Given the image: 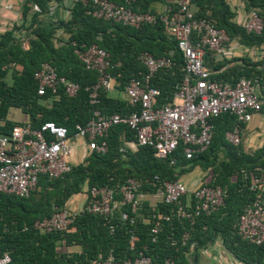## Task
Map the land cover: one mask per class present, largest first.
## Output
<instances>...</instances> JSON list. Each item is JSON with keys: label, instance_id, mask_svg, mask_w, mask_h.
<instances>
[{"label": "trees", "instance_id": "trees-1", "mask_svg": "<svg viewBox=\"0 0 264 264\" xmlns=\"http://www.w3.org/2000/svg\"><path fill=\"white\" fill-rule=\"evenodd\" d=\"M60 0H25L22 20L0 33V134H10L19 123L6 119L9 107H18L28 117L32 127L44 121H53L67 128L68 135L75 131L76 124H85L94 109L102 113H128L134 108L108 91L99 94L96 104L89 102L83 88L96 81L97 73L86 69L75 53L93 43L107 53L112 67L115 90L121 92L131 77L145 72L138 56L149 51L154 56L173 55L176 64L171 69L158 70L152 85L160 89L158 104L170 102L172 93L182 79L180 70L182 54L163 30L160 22L125 26L111 20L95 18L90 6L79 0L74 2L67 19H52L49 7ZM130 7L137 12L153 11L152 1L175 0H110ZM245 10L255 9L264 15V0H241ZM196 16L211 18L228 36L247 46L264 44V29L260 33H248L241 24L233 20L234 13L226 0H191ZM154 12V11H153ZM57 31L67 33L62 43L55 45L53 37ZM238 62L216 59L207 52L205 64L211 69L212 80L233 84L239 77H261L264 79V58L253 61L245 56L235 58ZM42 62L51 63L58 75L80 84L74 97L61 90L53 96L48 90L37 94L34 71ZM214 136L210 147L186 159L178 147L172 154L158 158L152 147L127 148L124 141L134 140V133L126 125L112 126L106 136L105 152L91 151L68 172L55 178L39 175L38 188L28 196L0 192V256L8 253V264H73L96 258L99 254L111 253L116 259L134 258L139 251L153 262L162 263L172 258L177 264H201L199 251L211 245L216 238L224 248L242 264H264V242L257 245L241 239L235 223L244 205L252 201L254 191L249 189L252 177L259 166L264 168V144L244 151L242 138L233 145L225 139V132L232 129L235 118L224 114L214 118ZM244 124H241L243 130ZM241 130V132H242ZM195 166L205 171L202 182L219 185L225 191L224 202L210 214H201L191 225L187 220L172 218L161 221L162 226L152 241L150 229L158 215L169 212L172 205L157 202L148 205L141 201L139 210L131 212L129 206L115 209L109 217L93 213H80L69 229L42 232L34 227L37 219L49 217L55 207L61 208L73 195L82 191L84 184L117 187L126 178L158 176L160 180L177 179ZM155 187L143 185L141 192H154ZM119 193H115L118 197ZM128 214L121 218V212ZM133 218L131 224L129 219ZM131 231V232H130ZM188 231V239L182 243L181 236ZM136 236L130 245L131 235ZM77 245L79 252L68 253L65 247Z\"/></svg>", "mask_w": 264, "mask_h": 264}, {"label": "built area", "instance_id": "built-area-1", "mask_svg": "<svg viewBox=\"0 0 264 264\" xmlns=\"http://www.w3.org/2000/svg\"><path fill=\"white\" fill-rule=\"evenodd\" d=\"M79 1L89 5V12L98 19L132 27L162 23L164 32L175 40L182 54V79L172 93V100L158 104L160 89L152 85V78L158 70L171 69L176 62L171 53L154 56L149 51H142L138 59L145 72L139 77H131L122 90L124 100L134 108L130 112L105 114L94 109L85 124L75 125L72 135H68L65 126L50 120L37 128L32 127L29 121L21 122L12 128L10 134H0V192L28 196L38 188L39 175L58 177L83 161L91 151L105 152L106 136L115 125H126L134 133L135 146L152 147L154 156L158 158L168 156L180 147L184 157L191 159L210 147L215 131L214 118L224 114L234 116L232 129L224 135L229 143L237 145L241 141V124L249 123L254 113H264V79L241 76L233 84L212 80L211 69L204 61L207 52H212L216 59L231 62H238L234 59L245 56L262 60L264 44L247 46L230 38L207 15L196 16L191 0H175V6L169 5L161 12H137L110 0ZM241 7L244 16L237 23L248 33H260L264 29V15L255 9L245 10L243 2ZM75 53L86 69L97 73L96 81L83 88L88 93L89 102L96 104L100 92L115 89L114 77L109 73L112 65L108 53L96 43L85 49L77 48ZM33 76L39 95L48 90L57 97L61 90L74 97L81 89L79 83L58 75L49 62H42ZM78 143L83 152L80 160L75 161L74 148ZM255 170L249 184L255 196L244 205L235 228L241 239L259 245L264 242V168L257 166ZM143 185L155 187L151 194L158 202L172 205L169 212L158 215L156 224L151 227L152 241L161 229V221L184 219L192 225L197 216L217 211L224 202V189L219 185H207L202 180L192 188L179 178L160 180L156 175L151 178L128 177L117 187L84 184L81 192L67 200L63 207H55L51 216L37 219L34 227L42 232L69 229L80 213L107 218L115 209L126 205L136 213L141 205ZM116 191L118 197L115 196ZM75 196L77 198H73ZM121 218L127 219V212L122 211ZM129 221L132 224L134 219ZM188 236V231H184L182 243ZM135 240L136 236L132 234L130 245ZM10 260L8 253L0 256V264H8ZM73 264L177 263L169 257L162 263H156L139 251L134 258L119 260L109 253Z\"/></svg>", "mask_w": 264, "mask_h": 264}, {"label": "crops", "instance_id": "crops-1", "mask_svg": "<svg viewBox=\"0 0 264 264\" xmlns=\"http://www.w3.org/2000/svg\"><path fill=\"white\" fill-rule=\"evenodd\" d=\"M25 0H0V33L6 28L9 29L13 24H19L22 20V8ZM76 0H60L59 2L51 3L49 7V16L52 19H67L70 16V11ZM171 1V0H168ZM231 10L234 13L233 20L239 22L244 16V10L241 7V0H226ZM244 4V3H243ZM169 6L168 2L152 1L150 3V9L154 12H161L165 7ZM195 9V7L193 6ZM245 9V8H244ZM196 10V9H195ZM152 11V12H153ZM67 38V33L64 31H57L53 41L55 45L62 43V40ZM61 41V42H60ZM253 61H257L252 57ZM113 90V91H112ZM109 95L112 97H118L124 100V95L121 92H117L112 89ZM6 119L21 123L28 121V117L18 107H9L6 114ZM242 148L244 151L255 149L264 144V113H254L249 123L244 124V128L241 132ZM124 144L131 150H136L132 140H125ZM82 147L78 143L74 148V160L78 161L82 155ZM205 171L200 167L195 166L190 171L181 175V179L188 187H195L204 177ZM142 200L146 201L148 205H155L158 201L149 192L142 194ZM65 251L68 253L79 252L80 247L77 245L66 246ZM199 261L201 264H242L236 258H234L222 245L221 240H216L209 246L199 251Z\"/></svg>", "mask_w": 264, "mask_h": 264}, {"label": "rangeland", "instance_id": "rangeland-1", "mask_svg": "<svg viewBox=\"0 0 264 264\" xmlns=\"http://www.w3.org/2000/svg\"><path fill=\"white\" fill-rule=\"evenodd\" d=\"M219 59V58H218ZM113 91V90H112ZM111 92V91H110ZM74 195H76V194H73L72 196H74ZM72 196L68 199V200H70L71 198H72ZM73 198H77V196H75V197H73ZM156 202H158V201H156Z\"/></svg>", "mask_w": 264, "mask_h": 264}]
</instances>
